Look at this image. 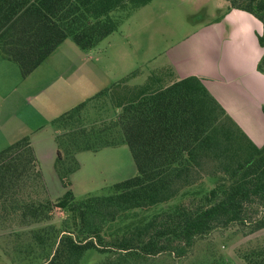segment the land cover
<instances>
[{"label":"trees","instance_id":"16d2710c","mask_svg":"<svg viewBox=\"0 0 264 264\" xmlns=\"http://www.w3.org/2000/svg\"><path fill=\"white\" fill-rule=\"evenodd\" d=\"M150 0H0V52L29 74L66 37L91 48L116 30L134 9ZM263 23L264 0H227ZM257 67L264 72V52ZM114 81L50 120L57 152L54 167L64 191L52 198L18 197L26 185L45 193L30 134L0 148V221L19 223L69 215L62 227L31 229L48 245L41 264H154L160 253L185 255L198 238L232 225L264 227V143L257 145L194 74L161 82L155 75L103 124H83V109L114 93ZM153 77V78H152ZM154 82H158L154 84ZM126 144L136 172L108 186L107 193L75 196L70 173L83 149ZM245 264H264V240L239 249Z\"/></svg>","mask_w":264,"mask_h":264},{"label":"crops","instance_id":"0c3cea01","mask_svg":"<svg viewBox=\"0 0 264 264\" xmlns=\"http://www.w3.org/2000/svg\"><path fill=\"white\" fill-rule=\"evenodd\" d=\"M204 4L201 6L203 9L206 7ZM214 9L205 19L198 20L192 25V29H188L185 34L166 45L162 44L161 48L150 54L147 59L136 58L125 53L123 58H120L123 60L120 66L131 67L138 63V67L126 74H120L125 71V68L116 74H110L107 71L105 56L108 53H78L74 57L80 60L82 67L77 68L76 64L73 66L75 58H68L61 52L65 46L75 48L66 41L67 37L26 76L20 74L18 67L13 65L12 59L0 52V75L7 73L6 75L12 76L16 81L23 80V84L29 85L30 93L25 94V100L22 101L30 106L37 116L35 119L19 122L17 114H20V110L17 106L14 110H9L10 105L3 106L0 108V134L6 145L23 134H30L50 197L55 198L64 191L54 167L57 142L56 131L50 124V120L132 71H135V74L129 76L128 80L136 84H141L145 79L148 80V76L153 74L161 78V82L190 74L199 76L243 131L257 145L264 143V72L257 67L258 60L264 52V46L258 39V34L263 30V23L247 10L228 8L227 0L215 6ZM119 41L121 42L122 38ZM86 57L90 58L91 62H96L87 77L88 80L93 75V79L87 83L83 72ZM149 62L154 66L146 67L145 63L148 65ZM136 75L144 79L134 81ZM136 94L137 92L134 95ZM14 111H16L15 115ZM118 146L125 152V147L121 144L99 149L116 151ZM85 150L87 149L78 150L75 153L78 167L70 173L73 190L82 169V155ZM47 162L50 167L52 166L55 180L59 183L54 189L49 184L51 178L48 179L45 174ZM124 162L129 169L125 168V170L132 173V163L127 160ZM114 165H116L114 168L117 169L116 173L125 175L121 174L124 166H121L120 162ZM112 169L109 168V171L112 172ZM127 175L121 178L128 177ZM115 179L120 180V178Z\"/></svg>","mask_w":264,"mask_h":264},{"label":"rangeland","instance_id":"374dc122","mask_svg":"<svg viewBox=\"0 0 264 264\" xmlns=\"http://www.w3.org/2000/svg\"><path fill=\"white\" fill-rule=\"evenodd\" d=\"M222 2L225 0H150L134 9L120 22L116 30L102 38L95 46L84 49L78 46L71 37H67L66 41H69L75 48L65 46L61 52L66 54L68 58H75L73 66L76 64L75 67L77 68L82 67L80 60L78 61L74 57L78 53H108L105 56L107 71L110 74H116L125 68V71L120 74H126L138 67V63L131 65V67L120 66L119 64L123 62L120 58L125 53L136 58H149L148 56L157 52L162 44L166 45L178 36L185 34L188 29H192V25L196 24L198 20L205 19L208 13ZM203 4L206 6L205 9L201 8ZM121 33L123 34L121 35ZM120 38H122L121 42L119 41ZM11 61L13 65L18 67L14 60ZM95 64L96 62H91V59L86 57L83 68L86 83L93 79V75L88 80L87 77ZM145 66L151 68L154 65L149 62L148 65L145 63ZM145 66L142 68L144 69ZM6 74L0 75V108L10 105L9 110H14V107L17 106L20 110V114H17L19 122L35 119L37 116L34 114V110L22 101L25 100V94L30 93L31 88L28 84H23V80L16 81L12 76ZM143 79L144 77L141 78L136 75L134 81H142ZM146 80L142 81L141 84H136L126 79V84H124L125 82L118 84L114 93L111 94L110 92L107 95L93 98L83 109V124L108 122L120 111V107L115 106L114 103L117 100L124 101L133 96ZM157 83L154 82L153 85ZM13 114L15 115L16 111ZM4 144L6 145L5 140L0 134V148H2L1 146L4 147ZM121 145H124L125 152L120 146L116 151L85 150L82 155V169L75 181L74 190L72 189L76 197L81 198L88 193H107L108 186L117 181L115 178L123 179L121 177L127 174V176H131L136 172V166L128 146L126 144ZM126 160L132 163V173L125 170V168L128 169L124 162ZM118 162L124 166L121 174L125 175L121 176L116 173L117 169H114L116 167L114 164ZM109 163L111 164L109 165ZM45 165L47 167L45 174L48 179L51 178L49 184L54 189L58 182L55 180L53 168L49 166L48 162ZM109 168H113L112 172L109 171ZM47 195L49 193H45L39 187L26 185L19 192L18 197L25 201V199H43ZM68 216L66 211L59 209L54 210L53 218L48 221L19 223L16 216H10L0 221V264H41L50 247L48 245L43 247V244L37 243L33 239L31 229L41 225H46L45 228L49 230L52 229L51 225L57 228L62 227ZM257 240H264V227L251 230L249 226L232 225L227 228L215 229L206 236L198 238L192 249L183 256L173 257L168 253H160L152 258V262L154 264H245L239 254V249ZM96 257L94 252H87L82 264L89 263Z\"/></svg>","mask_w":264,"mask_h":264}]
</instances>
